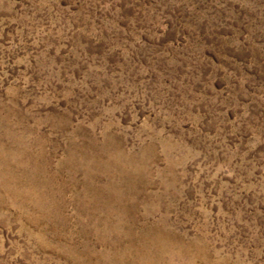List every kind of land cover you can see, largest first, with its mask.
<instances>
[{
	"label": "rangeland",
	"instance_id": "1",
	"mask_svg": "<svg viewBox=\"0 0 264 264\" xmlns=\"http://www.w3.org/2000/svg\"><path fill=\"white\" fill-rule=\"evenodd\" d=\"M0 264H264V0H0Z\"/></svg>",
	"mask_w": 264,
	"mask_h": 264
}]
</instances>
